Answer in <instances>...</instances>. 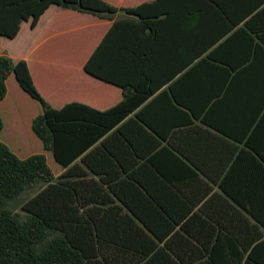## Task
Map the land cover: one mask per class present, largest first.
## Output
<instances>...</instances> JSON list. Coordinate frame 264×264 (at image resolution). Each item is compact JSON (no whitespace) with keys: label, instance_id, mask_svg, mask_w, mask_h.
<instances>
[{"label":"crops","instance_id":"obj_1","mask_svg":"<svg viewBox=\"0 0 264 264\" xmlns=\"http://www.w3.org/2000/svg\"><path fill=\"white\" fill-rule=\"evenodd\" d=\"M104 1L130 8L156 0ZM31 23L14 38L0 35V55L26 60L54 108L78 102L105 111L124 99L121 86L85 69L108 34L129 52L137 80L147 72L162 84L71 164L108 168L121 191L164 206L163 220L212 238L221 252H251L264 239V0H159L141 15L112 18L52 4ZM115 52L111 61L120 63L125 54ZM42 111L11 74L0 141L21 158L44 153L59 175L68 167L32 127Z\"/></svg>","mask_w":264,"mask_h":264},{"label":"trees","instance_id":"obj_2","mask_svg":"<svg viewBox=\"0 0 264 264\" xmlns=\"http://www.w3.org/2000/svg\"><path fill=\"white\" fill-rule=\"evenodd\" d=\"M158 1L118 8L104 0H0V35L14 38L25 20L35 26L52 4L112 18L119 11L141 15ZM114 51L125 54L120 63L111 61ZM127 53L126 48L112 45L108 34L86 63L90 74L123 88L124 99L105 111L78 102L52 107L36 87L27 61L0 55V102L14 73L43 107L33 119L34 132L57 162L68 167L56 175L44 153L21 158L0 141V264H264V239L251 252H246L248 246L244 252H221L212 238L186 236L176 229L178 222L163 220L164 206L146 203L136 191H121L123 183L115 182L108 168L71 164L81 147L89 149L161 87V81L147 72L137 80L128 69ZM3 127L0 116V131ZM96 150L84 157L86 165ZM40 185L23 204V214L10 208L25 190Z\"/></svg>","mask_w":264,"mask_h":264},{"label":"rangeland","instance_id":"obj_3","mask_svg":"<svg viewBox=\"0 0 264 264\" xmlns=\"http://www.w3.org/2000/svg\"><path fill=\"white\" fill-rule=\"evenodd\" d=\"M52 169L54 170V172H60L62 170V168H55L54 166V161L50 158L49 161ZM40 187H42V185H40L38 188L32 189V190H25L19 197H17L16 199L12 200L10 202V208L13 209L16 212H20V213H24L22 210V206L23 204L29 199L31 198L36 192L37 190L40 189Z\"/></svg>","mask_w":264,"mask_h":264}]
</instances>
